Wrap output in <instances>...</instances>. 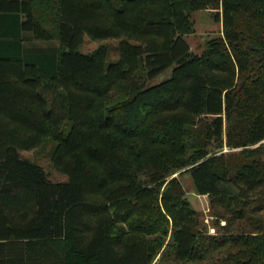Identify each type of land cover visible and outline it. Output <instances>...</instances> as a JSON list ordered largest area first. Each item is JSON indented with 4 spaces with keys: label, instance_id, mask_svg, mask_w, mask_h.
<instances>
[{
    "label": "trees",
    "instance_id": "16d2710c",
    "mask_svg": "<svg viewBox=\"0 0 264 264\" xmlns=\"http://www.w3.org/2000/svg\"><path fill=\"white\" fill-rule=\"evenodd\" d=\"M208 9L222 10L223 35L199 56L183 36ZM86 37L120 39L118 61L78 51ZM170 68L150 88L138 75ZM45 81L65 92L64 118ZM225 133L239 156L217 155ZM263 140L264 0H0V264H152L168 238L185 264H264V231L231 232L227 216H245L244 188L264 182V148L247 149ZM50 142L67 182L21 156ZM186 172L225 208L228 235L200 232L180 179L167 180Z\"/></svg>",
    "mask_w": 264,
    "mask_h": 264
},
{
    "label": "rangeland",
    "instance_id": "374dc122",
    "mask_svg": "<svg viewBox=\"0 0 264 264\" xmlns=\"http://www.w3.org/2000/svg\"><path fill=\"white\" fill-rule=\"evenodd\" d=\"M219 12L222 16V10L215 11L212 9L200 10L192 14L191 20L194 24V33L183 36L184 39L190 46L191 53L195 55H202L207 49V42L211 39L218 38L223 35V22L215 18V15ZM120 39H107L100 42L93 41L90 38L86 37L85 43L78 49L81 53L89 54L93 51H96L98 48L105 46L107 48V66L112 63H115L120 58ZM173 68H170L154 80H150L147 77V72H141L138 74L142 76L140 80L145 84L146 88L156 86L157 84L163 83L172 76ZM42 94L47 100L49 110L58 112L61 110L62 118L63 117V103H65V92L59 86L57 82L45 81L44 86L42 87ZM110 101L115 104L117 101L123 99V95L119 93L118 90L110 95ZM58 109V110H57ZM214 117L201 116L200 121H204L206 124H211ZM201 123H198L200 125ZM264 148V140L247 147L248 151ZM209 148H213V144H210ZM55 149V142L43 143L40 146L30 149V150H21V156L24 159H27L35 164L40 165L49 180L55 183L58 182H67L69 176L66 173H63L61 170H58L53 162V152ZM242 152V148L232 149L228 144V139L226 133L224 135V147L218 152L217 155L221 153H232L239 156ZM257 155V159H262L264 162V154ZM255 158V156H253ZM259 157V158H258ZM255 158V159H256ZM241 160L249 161L250 159L241 158ZM252 160V159H251ZM259 170L264 171V163L260 166ZM264 175V172H263ZM179 178L182 184V187L185 191V197L189 201L192 208L197 212L196 217L201 222L199 227L200 232L204 235H214L222 237V235L227 234L226 231L229 226L227 222L220 219V215L225 213V208L218 204H213L212 199L208 193L199 192L194 183L193 176L186 172L184 174L175 173L173 176L167 180L173 178ZM246 190L244 200L245 203L248 201V206H246L245 216L234 217L232 214H228L232 218V229L231 232L237 233L238 231L253 232V235H258L259 232L264 231V182L258 189ZM248 196V198H247ZM225 228V230H224ZM234 234V233H231ZM228 235V234H227ZM230 235V234H229ZM155 237H149V240H153ZM171 240V241H169ZM169 242L172 244V248H168ZM230 252L235 251L234 248L229 249ZM226 252L224 255H227ZM222 254L213 253L210 255V258H207L205 261H199L195 264H221L223 262ZM186 259L183 258V255L175 246L173 238L167 239V243L160 250L158 256L154 259L152 264H185Z\"/></svg>",
    "mask_w": 264,
    "mask_h": 264
},
{
    "label": "crops",
    "instance_id": "0c3cea01",
    "mask_svg": "<svg viewBox=\"0 0 264 264\" xmlns=\"http://www.w3.org/2000/svg\"><path fill=\"white\" fill-rule=\"evenodd\" d=\"M28 42V41H27ZM29 46L28 48H30V46H33V45H36L37 47L43 49V50H49V49H52V48H57L58 45L57 44H52V43H49V42H36V41H30L29 43H27ZM34 47V46H33Z\"/></svg>",
    "mask_w": 264,
    "mask_h": 264
}]
</instances>
